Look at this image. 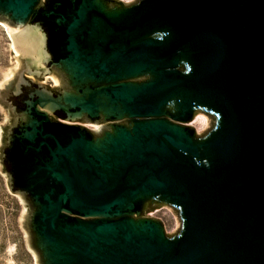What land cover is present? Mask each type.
Here are the masks:
<instances>
[{"label": "water", "instance_id": "95a60500", "mask_svg": "<svg viewBox=\"0 0 264 264\" xmlns=\"http://www.w3.org/2000/svg\"><path fill=\"white\" fill-rule=\"evenodd\" d=\"M31 1L0 0V24L17 51L0 72V173L22 202L19 226L39 264L29 235V206L11 188L2 161L6 129L14 120L10 91L22 69L42 57L41 34L9 19L13 12L22 24ZM165 29L169 40L149 37ZM90 31V24L80 27L73 41H85ZM109 31L110 38L98 41L102 69L157 71L148 85L124 95L129 114H153L183 91L207 110L211 128L199 134L206 136L204 162L195 161L198 150L189 139L175 140L190 155L184 158L159 136L148 141L139 136L128 156V189L170 191L182 209L184 230L174 251L156 234L136 238L124 225L99 224L102 232L121 228L124 240L106 257L86 252L91 263L76 264H264V0H143L125 18L111 21ZM179 55L186 56L185 72L176 68ZM58 175L73 209L102 213L122 203L124 184L110 185L83 154ZM53 234L49 219L44 235Z\"/></svg>", "mask_w": 264, "mask_h": 264}, {"label": "flooded vegetation", "instance_id": "af4514ba", "mask_svg": "<svg viewBox=\"0 0 264 264\" xmlns=\"http://www.w3.org/2000/svg\"><path fill=\"white\" fill-rule=\"evenodd\" d=\"M142 1L32 0L22 24H18L17 14L11 12L9 16L13 26H28L42 38L39 62L22 69L10 91L14 120L6 129L2 149L11 188L29 206V235L39 264L91 263V253L106 257L124 238L121 228L102 232L97 230L99 224L124 225L136 238L156 234L170 246L169 252L174 251V244L182 236V209L173 201V193L148 187L131 191L124 178L129 168L126 163L138 147L139 136L144 141L159 136L184 158L190 155L178 148L175 140L189 139L198 150L195 161H206L201 145L206 136H199L191 121L207 110L182 91L170 95L157 112L133 116L125 109L124 95L148 85L157 71L121 68L110 72L99 64L102 57L98 41L111 37V21L125 18ZM89 24L91 31L86 40L76 44L73 37L78 29ZM170 34L165 29L149 37L169 40ZM179 56L176 68L185 72L186 56ZM85 105L94 108L88 110ZM164 121L169 125L160 124ZM80 154L110 185L120 181L124 184L121 204L102 213L82 212L70 206L58 171ZM164 207L180 218L176 232L168 233L156 214ZM49 219L54 234L46 237Z\"/></svg>", "mask_w": 264, "mask_h": 264}, {"label": "rangeland", "instance_id": "374dc122", "mask_svg": "<svg viewBox=\"0 0 264 264\" xmlns=\"http://www.w3.org/2000/svg\"><path fill=\"white\" fill-rule=\"evenodd\" d=\"M13 47L10 38L0 25V72L10 63L11 57L17 54ZM2 121L3 114L0 110V122ZM191 126L198 135L203 134L211 128V120L205 113L199 112L193 117ZM22 211V202L10 193L5 178L0 173V264H35L19 226V216ZM156 214L161 218L168 233L176 232L179 228L180 218L169 207L160 209Z\"/></svg>", "mask_w": 264, "mask_h": 264}, {"label": "bare ground", "instance_id": "6f19581e", "mask_svg": "<svg viewBox=\"0 0 264 264\" xmlns=\"http://www.w3.org/2000/svg\"><path fill=\"white\" fill-rule=\"evenodd\" d=\"M1 25V24H0ZM2 26V25H1ZM3 27V26H2ZM5 30V29H4ZM6 32V31H5ZM7 34V33H6ZM9 37V36H8ZM13 44V43H12ZM14 46V45H13ZM13 48H15V47H13ZM15 51H16V49H15ZM17 52V51H16Z\"/></svg>", "mask_w": 264, "mask_h": 264}]
</instances>
